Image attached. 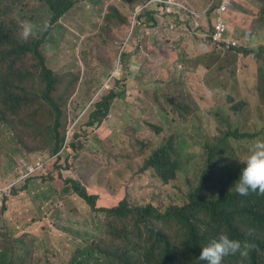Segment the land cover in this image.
<instances>
[{"label": "rangeland", "instance_id": "374dc122", "mask_svg": "<svg viewBox=\"0 0 264 264\" xmlns=\"http://www.w3.org/2000/svg\"><path fill=\"white\" fill-rule=\"evenodd\" d=\"M157 1L117 0V11L104 0H76L54 25L48 26L50 10L42 0H0V18H6V33L13 44L26 41L22 37L26 22L34 25L33 34L27 40L40 39V51L58 79L53 98L61 109V117L65 118L61 123L64 135L68 129L71 134L68 149L63 150L58 163L49 167L52 177L63 169L65 177L80 176V183L90 185L86 190L88 193L100 198L98 189L107 194L104 201H109L112 195L118 199L126 198L131 204H146L156 193L153 204L160 203L166 208L173 203H182L188 189L199 184L207 146L224 145L226 156L235 165L247 157L256 139L264 138V103L259 99L261 81L257 79L264 73V63L260 62L257 52L259 44L264 43V0L232 2V19L236 21L237 15L247 17L242 28H246L249 35V39L248 35L242 38L244 35L240 32L230 30L242 38L243 43L232 51L206 46V41L193 40L192 35L180 37L168 32L173 38L163 34L158 39L147 26L146 15L142 14L148 9H155L158 14ZM215 12L212 9L211 16ZM159 22L164 26L167 20L162 17ZM123 44V53L128 56L125 61H120L119 50ZM238 48L247 50L237 53ZM7 63L11 64L8 70L7 67L3 69L0 62V71L6 70V74L0 75V96L6 85L9 91L16 93L20 90L21 95L38 97L42 84H39L33 57L28 54L13 56V61ZM110 88L117 91V97L111 99L107 116L92 126L87 125L93 103ZM8 101L10 103L6 104V100H0V116L3 118L4 114L5 118L21 121L15 113L23 111L35 133L22 142L26 146L18 163L51 152L55 121L52 107L42 99L28 103ZM235 129L257 133L252 138L237 139L229 135ZM3 130L8 137L5 142L12 140L19 144L16 138H12L9 126L4 125ZM162 141H170L175 148L171 159L176 160L177 170L175 177L167 183L157 180L153 169H144L145 159ZM226 156L215 159L219 166L213 170L223 176V190L234 191L232 186L236 175L232 174L230 164H225ZM52 160L54 157L49 162ZM4 175L1 165L2 182L5 181ZM61 175L62 172L59 179L51 183V189L60 193L62 184L57 181L62 182ZM9 177H15L14 171ZM32 180L29 181L31 186ZM211 183L209 178L206 181L208 189ZM38 188L30 187L31 194L21 199L36 202L41 191ZM76 196L79 197L70 190L69 206L64 207L59 202L47 215L50 224L57 226L59 232L63 231L53 234L57 245L42 249L41 255L33 251L37 259L34 262L28 259L27 262L94 264L90 261L91 255H87L86 243L103 240L107 247L121 244L120 240L112 241L105 234L107 217L104 211L94 210L80 197L73 199ZM16 207L9 202L0 219L4 224L0 226V241L6 238L3 249L12 251L13 258L18 248L27 245L24 243L26 231L22 238L16 239L24 229L16 225L24 222L9 226L7 220L2 219H6L4 217ZM206 218H209L207 213H199L198 221ZM5 227L9 231L2 230ZM168 231L174 239L179 236L174 225ZM188 232H183L179 245L173 249L180 264L185 253L182 238ZM260 232L256 233L257 238ZM196 233L199 235L200 232L196 230ZM83 243V254L75 256ZM207 243L202 240V247ZM32 245H35L33 241ZM27 246L26 252L29 250ZM156 252L157 249L147 259L140 251L143 264H154ZM253 256L252 249L247 258L229 254L223 258L222 264H252ZM256 256L257 263L264 264V249ZM26 258L22 255L19 260Z\"/></svg>", "mask_w": 264, "mask_h": 264}, {"label": "trees", "instance_id": "16d2710c", "mask_svg": "<svg viewBox=\"0 0 264 264\" xmlns=\"http://www.w3.org/2000/svg\"><path fill=\"white\" fill-rule=\"evenodd\" d=\"M237 1L238 0H230L231 3H238ZM116 2L117 0L107 1L108 4H112L111 6L118 11ZM50 3L53 9L50 10L52 14L49 18L48 26H52L63 13L69 10L74 4V0H63L62 2H60V0H55L50 1ZM233 8L234 5L232 3V8L229 9L228 13L227 23L229 33L237 37L231 33V31L240 32L241 34L247 31V29L242 28V26L247 23V17H240L237 15L235 21L232 19L234 16ZM6 23V18L4 17L3 19L1 17V67L3 69L7 67L8 70L11 68V64L7 62L13 61V56L17 57L22 54L21 52L25 51L32 52L35 55L37 66L41 70L39 84H42V88L44 87V89L41 95L37 97L28 94L21 95L20 90H17L16 93L9 91V88L5 85L0 100H6V104H9L10 102L8 99L14 100L17 103H28L29 101L42 99L43 101H49L52 103L51 105H53L54 101L49 99L48 93L52 89H55L57 78L52 76L46 65L45 58L39 49V45L38 50L36 49L37 43L24 44L16 47V44H13L6 33ZM241 40L242 39H239L240 43ZM228 48L229 50L233 49L231 46ZM235 51L245 52L246 50L238 48ZM262 51H264V46L261 45L258 52V57L260 58ZM125 56L126 54H123V57ZM261 60L263 61L262 58ZM262 61L260 62L262 63ZM1 74H6V70L0 71V75ZM259 81H261V86L259 87L258 95L260 101L264 103V75ZM108 110L107 97H105L102 102H95L94 109L89 114V123L93 124L98 122L102 117L104 118ZM2 116L4 119L0 116V166L3 165L5 175L10 180L9 173L11 171L17 173L16 161L20 158L19 156L26 146V144L22 142H25L27 137L30 138L31 134L34 135L35 133L31 129L30 119L25 112L17 111L15 113L16 118H21V121L5 118L4 114H2ZM26 117L28 118L27 123ZM57 117L58 108L56 109L55 121ZM13 122H23L24 124H11ZM4 125L7 127L9 126L12 130V138H16L19 144L12 140L5 142L8 137L4 134ZM53 132V149H57V147L61 145L63 137L58 134L57 130L53 129ZM256 133L257 132L249 133L235 129L229 132V135L237 139H243L252 138ZM206 148L207 151L204 159L206 161H204L203 174L199 184L196 187L193 185L188 189L182 203H173L166 208L160 203L153 204L157 199L156 193H153L152 197H150L151 202L146 204H131L126 198L118 199L117 196L115 197L112 195L109 201H104L97 197V195L88 193L79 183H73L74 179L71 178H67L65 182L57 181L62 184V192L60 193L56 191L55 188L51 189V183L59 179L57 174H61V172L56 171L55 175L52 177L48 166L50 175L40 173L37 177L33 178L34 180L31 178L24 180L13 187L10 195L3 199L0 211L5 210L7 201H13V204L17 205V207L14 212L4 217L6 219L2 220H7L6 224L9 226H15L18 223L24 222L23 225H16V227L24 228L20 231L16 239L22 238L26 231L24 243L29 245V250L26 252L28 246L23 245L25 248H18L13 258L12 251L3 249L5 248L4 245H6L5 238L0 241V264H31V262L37 259V254L33 253V251L41 255L42 249L57 245L58 241L53 234L63 233V231L59 232L60 229L57 226L50 224L47 215L51 211V207H57L59 202H61V205L64 207L69 206L67 200L70 190L77 193L94 210L104 211L107 217L105 234L109 236L112 241H121L120 245H113L111 247H107L103 240L86 243L88 245L87 255L92 256H90V261L94 264H142L143 259L140 257V251H143L147 259H149L155 249H157V252L154 256V264H180L176 260V254L173 249L179 245V239L183 232L188 230L189 232L182 238V242H185V253L183 257L184 261L181 264H204V262L198 259L201 251L199 245L202 240L208 242L216 238L220 233H227L231 238L241 241H250L254 245V250L255 248L264 249V240L261 238L264 237V229L262 228L264 225V215L261 211L264 209V194L258 191H250L246 197H242L235 191H233L234 193H230L229 191L223 190L221 184L223 176L213 169L215 166H219L215 159L224 158V156H226L225 146L216 144L211 147L207 146ZM174 151L175 148L170 141L167 143L163 141L160 142L156 148L151 150L150 154L145 159L144 169H153L156 179L161 180L163 183H167L175 177V172L177 170L176 160L171 159ZM41 157L42 156L30 158L32 161L27 160V162L29 164H34L36 159H41ZM245 159L238 161L234 165L228 159V155L226 156L225 164H230V169L233 171L232 174L234 176L236 175V180L239 177L240 170L244 166ZM209 178L212 179V183L208 189L206 181ZM31 180L33 181L32 186L29 184ZM132 183H134V180ZM30 187H39L38 189H41V191H39V198L36 202H25L21 199L31 194L29 193ZM53 189L55 190L52 192ZM66 196L67 199H65ZM137 196L139 197L140 195L137 194ZM247 197L252 198V200ZM200 212L207 213L209 218L198 221ZM1 218L2 216L0 214V219ZM3 225L4 224L1 222L0 226ZM172 225L176 226L179 231V236L175 239L171 237L168 231V228ZM4 230L9 231L6 227ZM196 230L200 232L199 235L196 233ZM260 230L259 238H257L256 233ZM9 234H11V232ZM32 241L35 245H32ZM84 244L85 243L79 245V249L75 256L83 254L85 250L83 248ZM22 255H26L28 258L24 261H20L19 258ZM75 256L73 258H75ZM28 259L31 262H27Z\"/></svg>", "mask_w": 264, "mask_h": 264}, {"label": "clouds", "instance_id": "9594fccd", "mask_svg": "<svg viewBox=\"0 0 264 264\" xmlns=\"http://www.w3.org/2000/svg\"><path fill=\"white\" fill-rule=\"evenodd\" d=\"M50 1H55V0H42V2L49 7V10L53 9ZM62 1L63 0H60V2ZM104 1L107 2L108 0H104ZM75 2L76 0H74V4ZM157 2H159V7H158L159 13L158 14L156 13L155 9H148L142 14L146 15L145 18L148 21L147 26L150 27L153 30V32L156 33V36L158 39H160V36H162L163 34L166 35L167 37L173 38L172 34L168 33V32H173L177 36L179 34L180 37L183 35H192L193 40H197L199 42L206 41V46L208 45L212 47L218 46L217 49H223V50L228 49L229 50L228 47L230 46L233 47L234 49V47H239L242 45L239 42V39H240L239 37H234L229 33L228 23H227L226 18L228 17L227 15L229 13V9L232 8V3L230 2V0H183L182 2H180V0H158ZM212 9L215 10L216 12L214 15L211 16ZM51 14L52 12L50 11V16ZM162 17H164L167 20V23L164 26L161 25L159 22V19ZM218 22H220L223 25V28H224L223 37H222V40L220 41H213L212 35L214 34L215 24ZM170 25H172V28L170 27ZM33 31H34V25L31 24L30 22H26L23 25V30H22V37L26 41L17 42L16 47L22 46L24 44L37 43L36 49L38 50V45L39 47L41 45L40 39L27 40L28 37L33 34ZM130 34H131V30L127 33L126 39L129 37ZM241 35H244L242 38H245L246 35H248V33H246L245 31ZM261 45L264 46V43L259 44V46ZM259 50L260 48L257 50V52H259ZM123 52H125L124 44L121 46L119 50V55H121L120 61L121 60L125 61L126 57L128 56L127 53H123ZM21 53L22 54H20L17 57L28 54L33 57L36 63L35 55L32 52L25 51ZM123 54H126V56L123 57ZM261 58L263 59L262 61V64H263L264 63V51H262L261 53ZM36 67H37L38 77H39L41 74V70L40 68H38L37 63H36ZM49 70L52 76L56 77L50 68ZM263 75L264 73H262V75L260 76H257V79L260 80ZM57 83H58V79H57ZM43 89L44 87L42 88L39 96L41 95ZM55 89H52L48 93L49 99L53 100L54 104L51 105L52 103L45 100V102H47L52 107L54 111V115H56V109L58 108L53 98V91ZM105 97H107V105L110 109L111 99L117 97V91L114 88L113 89L110 88L108 89L107 93H105L95 102L97 103L102 102ZM94 103H93V109H94ZM93 109L91 111H93ZM91 111L89 112V114L91 113ZM104 118L102 117L101 120H103ZM64 119L65 118L61 117V109L58 108V117H57V120L54 121L53 129L57 130L58 134H60L61 137H63V141L61 143V145L63 144V146L60 145L57 147V149H52L51 152L43 155L41 159L37 158L34 164H29L27 161H25L23 164L18 163V160H19L18 159L16 161L18 171L17 173L14 171L15 177L9 180L6 175L3 176L5 178V181L3 182L0 181V187H1L0 188L1 189L0 190V206L3 202L4 197L6 198L10 195L11 189L13 187L17 186L19 183L23 182L24 180L28 178H32L33 176H38L40 173L49 174L47 166L49 165L50 167L53 163H56V162L58 163V158L62 154L63 150L68 149L67 147H69L67 146V143L70 140V134H71L68 129V131L66 132V136L64 135V130L61 125ZM94 124L95 123L93 124L89 122L87 123V125H90V126ZM44 157L45 159L43 160ZM53 157H54V160L56 158L57 159L55 161L52 160L51 162H49V160ZM70 169H72V167ZM61 172L63 173V175H61L62 179L60 178L62 182H65L67 178H71V179H74L73 183H79L81 186L84 187L85 190H87V187L90 186L83 182H81L82 183L81 184L80 176L74 177V176L69 175L70 177H65L64 169L61 170ZM57 176L59 177L60 174H57ZM22 179L24 180L21 181ZM91 185L94 186V184H91ZM232 187L234 188V191L238 193L239 195H241L242 197H246L250 191L251 192L258 191L259 193L264 194V138H258L253 142L251 150L244 161V166L239 172V177L234 182V185ZM71 188H72V185H71ZM97 191L100 192L101 199L107 196L106 193L101 192L98 189ZM229 192L234 193L233 191H229ZM247 198L252 200V198L250 197H247ZM8 203L9 201H7L5 204V210L7 209ZM5 210L0 211L1 216L3 215ZM261 211L263 212V215H264V209H262ZM2 230H4V228ZM199 246L201 247V251H200L198 259L204 262V264H222L223 258L225 256H228L229 254H233V255L238 254L241 258H247L249 255L250 249H252V252L255 255L252 258V264H258L256 253L262 249V248L260 249L255 248L254 250L253 249L254 245L250 241H247V240L241 241L239 239L231 238L227 233H220L216 238H213L210 241H208V243L205 244L203 247L201 244Z\"/></svg>", "mask_w": 264, "mask_h": 264}, {"label": "built area", "instance_id": "2783aa9c", "mask_svg": "<svg viewBox=\"0 0 264 264\" xmlns=\"http://www.w3.org/2000/svg\"><path fill=\"white\" fill-rule=\"evenodd\" d=\"M170 27L172 28V25H170ZM223 33H224L223 25L220 22L216 23L215 24V28H214V34L212 35V40L213 41H220V40H222Z\"/></svg>", "mask_w": 264, "mask_h": 264}, {"label": "crops", "instance_id": "0c3cea01", "mask_svg": "<svg viewBox=\"0 0 264 264\" xmlns=\"http://www.w3.org/2000/svg\"><path fill=\"white\" fill-rule=\"evenodd\" d=\"M73 199H76V200H78L79 198L76 196V197H74Z\"/></svg>", "mask_w": 264, "mask_h": 264}]
</instances>
